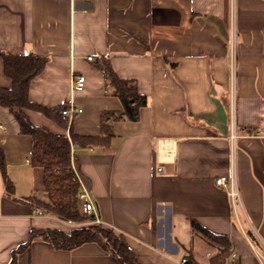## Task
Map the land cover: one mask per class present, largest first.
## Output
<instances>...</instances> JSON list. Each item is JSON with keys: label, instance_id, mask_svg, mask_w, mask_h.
Masks as SVG:
<instances>
[{"label": "crops", "instance_id": "obj_1", "mask_svg": "<svg viewBox=\"0 0 264 264\" xmlns=\"http://www.w3.org/2000/svg\"><path fill=\"white\" fill-rule=\"evenodd\" d=\"M0 50L49 57L29 97L48 107L73 100L83 108L72 122L79 134L99 135L102 113L123 106L107 89L100 58L148 95L138 121H116L109 145L77 147L72 158L101 223L129 238L141 264L207 263L216 249L193 232L192 219L229 236L238 257L230 264H262L264 0H0ZM75 73L86 76L81 92L72 90ZM0 86H12L1 56ZM28 114L61 130L43 112ZM0 145L15 185L14 198L0 168V264H9L32 227L69 230L73 222L25 200L47 198L44 172L31 164L30 135L3 106ZM233 169L236 210L216 184ZM17 264L124 261L95 242L68 250L35 239Z\"/></svg>", "mask_w": 264, "mask_h": 264}, {"label": "trees", "instance_id": "obj_2", "mask_svg": "<svg viewBox=\"0 0 264 264\" xmlns=\"http://www.w3.org/2000/svg\"><path fill=\"white\" fill-rule=\"evenodd\" d=\"M142 40V39H141ZM144 41V40H142ZM4 60L5 73L12 79L11 87L0 86V106L7 107L20 125V131L31 137V164L41 167L44 172L46 199L29 196L25 200L42 208L47 214L63 221L76 223L69 230L58 227H32L29 239L17 247L9 264H17L18 255L27 249L33 240L47 241L55 249H74L87 242H95L111 255L119 256L124 264H141L129 238L115 228L92 221L94 215L83 211L80 197L82 185L76 177L73 166L74 149L77 147L106 146L115 136L114 124L118 120L138 121L143 108L148 106L149 97L139 89L138 82L131 78H122L113 70L108 56L97 61L106 80L109 93L118 96L122 102L121 110H107L101 115V133L99 135L79 134L70 126L66 133L68 119L62 110L68 102L48 107L32 101L29 89L32 82L44 71L49 57L35 52L23 54L0 50ZM170 66L173 63L169 62ZM43 112L55 120L61 127L58 132L33 123L28 110ZM4 148L0 145V168L6 186L7 195L14 197L15 185L6 171ZM15 198V197H14ZM192 230L206 243L216 249L207 263L189 260L192 264H230L232 254L231 240L224 233H215L205 229L192 219Z\"/></svg>", "mask_w": 264, "mask_h": 264}, {"label": "built area", "instance_id": "obj_3", "mask_svg": "<svg viewBox=\"0 0 264 264\" xmlns=\"http://www.w3.org/2000/svg\"><path fill=\"white\" fill-rule=\"evenodd\" d=\"M89 60H93V56L88 57ZM86 85V76L81 73H75L72 76V90L73 92H81L84 90ZM83 112V108L78 106L73 100H71L68 103V106L62 110L63 116H65L68 119V129H70V126L75 119V117ZM75 169V167H74ZM76 177L81 183L80 176L75 169ZM216 184L221 186L222 188L226 189L227 194L230 197L231 203L233 205V209L236 210L238 206H242V197H241V190L240 186L237 180V176L235 174L234 169L230 172L229 175L220 176L216 179ZM82 185V183H81ZM80 197L83 200V211L87 214L94 215V218L92 221L100 223L101 220L99 219L97 209L95 206V203L88 192L87 189H85L82 186V191L80 193ZM38 214H43L42 210H37ZM261 263L264 264V255L259 254ZM237 253L233 252L231 254V263H235L237 261ZM181 264H192L190 263L188 258H183L181 260Z\"/></svg>", "mask_w": 264, "mask_h": 264}, {"label": "rangeland", "instance_id": "obj_4", "mask_svg": "<svg viewBox=\"0 0 264 264\" xmlns=\"http://www.w3.org/2000/svg\"><path fill=\"white\" fill-rule=\"evenodd\" d=\"M47 196V193L45 194ZM76 223L73 222V225H75Z\"/></svg>", "mask_w": 264, "mask_h": 264}]
</instances>
